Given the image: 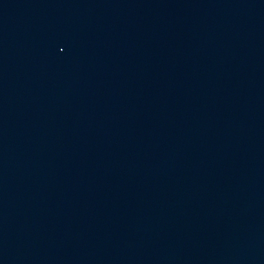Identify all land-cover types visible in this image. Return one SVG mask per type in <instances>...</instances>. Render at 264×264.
<instances>
[{"label": "water", "instance_id": "obj_1", "mask_svg": "<svg viewBox=\"0 0 264 264\" xmlns=\"http://www.w3.org/2000/svg\"><path fill=\"white\" fill-rule=\"evenodd\" d=\"M0 264H264V0H0Z\"/></svg>", "mask_w": 264, "mask_h": 264}]
</instances>
